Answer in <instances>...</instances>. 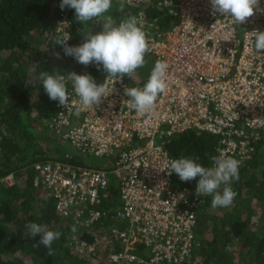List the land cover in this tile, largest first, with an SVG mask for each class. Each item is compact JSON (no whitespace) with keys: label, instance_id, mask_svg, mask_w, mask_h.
Returning a JSON list of instances; mask_svg holds the SVG:
<instances>
[{"label":"built area","instance_id":"obj_1","mask_svg":"<svg viewBox=\"0 0 264 264\" xmlns=\"http://www.w3.org/2000/svg\"><path fill=\"white\" fill-rule=\"evenodd\" d=\"M124 3L147 33L153 68L158 60L169 65L167 91L152 115L141 116L128 106L124 90L134 86L126 75L114 85L108 78L111 94L91 109L82 108L69 82V104L56 101L45 124L73 149L106 163L39 160L33 164L34 185L91 234L68 242L80 257L94 262L106 254L113 264H193L204 195L197 197L175 184L176 174H167L168 161L176 158L165 145L175 133L196 129L218 136L212 159L226 153L240 166L252 159L264 133V52L255 50L249 32L264 31V13L238 25L230 16H214L210 0ZM160 15L173 20L166 26ZM72 27L65 9L55 20V34L68 33L69 43ZM109 174L117 179L119 198ZM6 179L12 183L13 175ZM138 244L141 252L134 251Z\"/></svg>","mask_w":264,"mask_h":264},{"label":"trees","instance_id":"obj_2","mask_svg":"<svg viewBox=\"0 0 264 264\" xmlns=\"http://www.w3.org/2000/svg\"><path fill=\"white\" fill-rule=\"evenodd\" d=\"M60 3L61 0H0V264H94L78 256L68 244L73 238H91V234L75 216L58 212L54 198L34 185L33 164L39 160L94 166L82 160L84 154L72 146L62 152L53 143L69 141L45 124L56 111V101L49 98L38 75L43 71L70 73L58 69L46 58L50 51L56 55L63 50L62 45L54 44L55 20L61 12L69 9L73 20L69 46L83 43L85 32L101 31L106 18L81 24L74 17L75 10L68 7L62 10ZM133 13L134 9L124 3L123 9L111 11L110 18L118 24ZM160 19L166 26L173 20L166 15H160ZM73 63L78 62L74 59ZM153 64L152 57L145 55V65L126 77L134 87L142 88ZM80 67L81 73L96 80L106 75L102 65L99 69L94 63ZM44 142H52L54 149L44 147ZM217 143L218 136L211 132L188 129L175 133L165 147L175 158L199 157L198 163L210 167ZM10 174L12 183L6 179ZM198 179L185 182L175 175L174 181L195 191ZM231 186L238 195L231 206L216 207V212H209L213 208L212 197L204 196L193 264H264V133L254 156L240 166L239 180ZM111 190L117 197L116 184H111ZM112 204L107 202L104 206ZM30 222L61 233L52 243L54 255H48V249L39 243V236L25 235V226ZM142 247L138 244L134 251L141 252ZM96 264L113 263L105 254L97 257Z\"/></svg>","mask_w":264,"mask_h":264},{"label":"clouds","instance_id":"obj_3","mask_svg":"<svg viewBox=\"0 0 264 264\" xmlns=\"http://www.w3.org/2000/svg\"><path fill=\"white\" fill-rule=\"evenodd\" d=\"M210 4L214 16L217 14L230 16L238 25L245 23L257 11L264 13V8L260 7V0H210ZM111 6L112 0H61L59 5L62 10L66 7L74 9V17L81 24L104 16ZM249 34L255 50L264 52V31L254 30ZM83 37L84 42L80 45L69 46L67 41L71 37L68 33H63L56 36L54 44L62 45L65 55L72 56L82 65L94 63L98 69L102 65L107 78L103 83H97V80L88 73L71 72L67 75L60 71L39 73L38 79L43 83L49 98L58 101L59 105L64 107H67L70 100L69 82L73 84L82 108L97 107L113 90V87H108V78L113 79L114 85L125 75L131 77L136 69L145 65V55L150 51L147 33L135 16H129L118 24L107 18L101 31L96 34L85 32ZM56 55L59 58V53ZM168 67L166 61L158 60L142 88L125 87L130 109L141 116L154 113L158 97L165 94L168 88ZM198 160L199 157L171 159L167 163L169 169L167 174L171 176L174 173L185 182L199 177L195 188L197 197L211 196L213 208L231 206L238 195L231 184L239 180L241 162L226 153L214 157L210 167L203 166L197 162ZM25 227L26 236L33 238L39 236V243L48 249V255L55 254L52 243L61 236L60 232L48 230L46 226L35 222H30ZM76 231L74 225L72 232Z\"/></svg>","mask_w":264,"mask_h":264},{"label":"rangeland","instance_id":"obj_4","mask_svg":"<svg viewBox=\"0 0 264 264\" xmlns=\"http://www.w3.org/2000/svg\"><path fill=\"white\" fill-rule=\"evenodd\" d=\"M124 6V0H112V6L110 8V10L104 14V16L100 17V18H110L112 17L111 15V11L113 9H123ZM99 19V18H98ZM113 22V18L111 19ZM59 58L57 57V55H53L52 51H50L49 53H46V58L51 62L53 61V65H55L58 69L60 68V70L65 69L67 71L71 72H78L81 74V67L80 64L78 63H73L74 59L72 56H68L65 55L63 50H59ZM56 53V54H57ZM160 138L157 137L156 141H159ZM56 146H60V149L63 151H68L71 148V144L67 141H59L58 143L53 142ZM52 142H44L43 146L46 147L47 149H54V145ZM53 152V151H52ZM53 154V153H52ZM82 160L88 162V163H92L94 166H100V165H105V158L104 157H99L93 154H84L82 156ZM109 176L111 177V184L115 185L117 184V179L115 177L114 174H109ZM117 197L119 198V195L117 194ZM216 208H211L209 209V212H216ZM94 264H96V261L93 262Z\"/></svg>","mask_w":264,"mask_h":264}]
</instances>
